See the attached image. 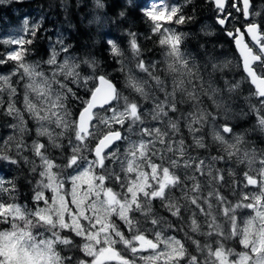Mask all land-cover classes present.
I'll return each mask as SVG.
<instances>
[{
	"label": "snow or ice",
	"instance_id": "snow-or-ice-1",
	"mask_svg": "<svg viewBox=\"0 0 264 264\" xmlns=\"http://www.w3.org/2000/svg\"><path fill=\"white\" fill-rule=\"evenodd\" d=\"M206 2L214 13L206 34L219 31L238 53L240 79L223 87L214 73L232 61L216 63L205 51L198 62L176 27L194 17L165 0L144 13L162 60L146 61L128 31L134 71L125 49L107 41L128 94L94 57H75L63 35L48 38L47 59H34L40 21L25 17L0 39V109L14 121L0 160L22 159L39 177L22 202L15 178L0 172V264H264V149L218 123L230 119L228 101L247 85L241 113L264 133V10L253 0ZM206 128L216 154L201 135Z\"/></svg>",
	"mask_w": 264,
	"mask_h": 264
},
{
	"label": "trees",
	"instance_id": "trees-1",
	"mask_svg": "<svg viewBox=\"0 0 264 264\" xmlns=\"http://www.w3.org/2000/svg\"><path fill=\"white\" fill-rule=\"evenodd\" d=\"M51 1V0H50ZM49 0H14L9 2L8 4L0 3V23L4 29L8 27H15L24 17L30 13V11L42 10L46 14V18L42 22L43 30L48 31L43 34L42 37L37 41L34 45L35 53L34 59L45 58L48 54L49 43L51 35H54L56 30H60L53 28L52 24H56L52 19L58 17L62 22L64 27L63 34L64 39L67 40V44L72 45V53L80 55V50L88 49V52L85 55H89L91 58H95L98 62V71L99 69H104L108 74H110V78L114 79V82L117 86L124 91L123 80L124 76L117 69L120 67L119 64L110 56L109 54V46L107 41L109 39L115 40L118 44L121 45L125 51H128V31H133L137 33L138 43L141 45L143 50V57L150 59L155 54L152 52L155 47L159 50V46L154 43L156 37H152V39H147L150 33V22L147 20L144 15L147 6L150 4L152 0H102L104 7L102 9L103 16L109 19V23L106 27L103 26H86L81 17L87 18V7H78L76 6V0H71V2L67 5H64V1L66 0H56L59 4L51 3ZM87 1V0H84ZM168 5L171 2H175L177 6L184 5L183 11L185 14L193 16L194 19L192 22L176 26L178 31H184L188 33V36L185 40V46L188 51L192 52L194 55L199 54L197 59L200 62V57L203 62V54L207 51L214 58H222L227 52L224 54L222 51H228L229 53H234V46L230 44L228 38L217 31L216 37H209L208 34L210 30L213 29L214 13L211 9V5H209L206 0H192L191 4H185L184 0H168ZM60 4L67 6L71 9V6L75 4L74 8L68 11H61ZM253 4L255 9H259V11L264 10V0H253ZM50 5V7H48ZM261 8V9H260ZM50 10V11H49ZM106 12V14H105ZM123 12L124 16L121 17L120 13ZM63 15V16H62ZM208 24L207 29L202 30L201 26L204 23ZM215 27H219L216 25ZM52 29V32H50ZM192 38V39H190ZM53 38H51L52 41ZM95 40L96 44L89 43L85 44L88 40ZM190 39V45H188V40ZM84 42V43H83ZM91 42V41H90ZM76 51V52H74ZM219 52L221 56H219ZM81 59L80 57H77ZM155 58V57H153ZM83 72L87 71L85 68H81ZM211 71V68H209ZM216 73V74H215ZM214 79L217 78V83L219 86L223 87L221 83L222 80L220 78L227 79V75H223V72H215ZM241 92V91H240ZM238 92L236 95L237 98H242V93ZM226 94V92H224ZM234 95V96H235ZM245 101V100H244ZM244 101L242 99H238L237 102H231V104H240L243 106ZM243 109V108H242ZM251 118L250 114L247 117L242 116V118L238 119L239 121H247ZM10 118L3 115V109H0V124L8 125ZM5 127V126H4ZM247 128V127H246ZM4 132L9 134V130L3 128ZM2 133V132H1ZM259 136V137H258ZM260 133L257 135H249L250 139H257L261 141ZM1 138V135H0ZM1 142V140H0ZM259 149H264V141L260 142ZM29 154V153H28ZM19 159V158H18ZM25 165L20 159L19 166L10 165L6 161L0 160V172L7 178H15V182L17 183L20 191L19 198L20 200L27 201L31 199L32 196V186L35 183L33 178H30L28 171L29 169L24 168ZM29 180L33 181L32 186L29 183ZM163 213V209H159ZM167 215V213H165ZM181 234V233H177Z\"/></svg>",
	"mask_w": 264,
	"mask_h": 264
},
{
	"label": "rangeland",
	"instance_id": "rangeland-1",
	"mask_svg": "<svg viewBox=\"0 0 264 264\" xmlns=\"http://www.w3.org/2000/svg\"><path fill=\"white\" fill-rule=\"evenodd\" d=\"M11 1H14V0H0V3H5V4H8L9 2H11ZM50 1V0H49ZM129 1H131V0H129ZM51 3H56V6H57V4H59L56 0H51L50 1ZM71 2V0H66V1H64V5H67V4H69ZM167 2H169L168 0H165V3L166 4H168ZM174 2V1H173ZM157 3H159V0H152L151 2H150V4L147 6L148 8L146 9V11L147 10H149L152 6H154V5H156ZM76 6H78V7H87V9H86V11H87V18L86 17H81V20L83 21V23L86 25V26H97V27H99V26H103V27H106V25L109 23V19L107 18V17H104L103 16V12H102V9L103 8H100V7H97V5H96V2H95V0H87V1H84V0H76ZM75 4H73L72 6H71V9H73L74 8V6H75ZM63 4H60V9H61V11H63V12H65V11H68V10H71L70 8H68L67 6H64ZM169 6H174L173 4H172V2L169 4ZM48 7H50V5L48 6ZM261 9V8H260ZM255 10H257V11H259V9H255ZM262 10V9H261ZM50 11V10H49ZM105 14H106V12H105ZM107 15V14H106ZM63 16V15H62ZM27 18H29L30 19V22H34V21H40L41 23L43 22V20L46 18V14L42 11V10H35V11H30V13H28V15L26 16ZM25 18V17H24ZM53 21H55L56 22V24H52L51 26H52V29L53 28H55V29H58L59 27L61 28L60 30H56L55 32H54V35H51V38H53L52 39V41L51 42H55V40H56V38H57V36H59V35H63L64 36V34H63V28H66V29H68L67 27H64L63 26V24H62V22L59 20V18L57 17L56 18V20H55V18H53L52 19ZM204 23V22H203ZM209 24V23H208ZM208 24H206V23H204V24H202V26H201V28L203 29V31L205 30V29H207V25ZM20 25H21V23H20V21H19V23L17 24V25H15V27H8V28H6V29H4L3 27H2V24L0 23V39H7L8 38V36L10 35V34H14L16 31H17V29L20 27ZM52 29H51V31L50 32H52ZM46 32H48V31H44L43 30V34H45ZM210 32H211V30H210ZM217 35V32L214 34V35H211V34H208V36L209 37H211V36H216ZM91 41V42H90ZM65 43H68L67 42V40L65 39ZM84 43V42H83ZM89 43H94V44H96V41L95 40H88V41H86L85 42V44H89ZM188 45H190V40H188ZM57 47H59V45H57ZM73 47H71V49H72ZM71 49H70V51H71ZM72 52V51H71ZM74 52H76V51H74ZM80 52V55H81V60L82 59H84V58H91L89 55H85L87 52H88V49H83V50H80L79 51ZM152 52L155 54L153 57H155V58H150V59H147V58H145L146 59V61L147 60H152V61H159V60H162V55H161V49H157L156 47H155V49H153L152 50ZM224 54L227 52V54H225L222 58H214L215 59V62L216 63H224L225 61H229V60H231L232 61V63L228 66V67H225L224 69H223V71H219V72H223V75H227V79H223V78H220L221 80H222V84H223V86H224V81L225 80H229V81H231V80H234V79H240V70L236 67V60L234 59V57L232 56V54L231 53H229L228 51H222ZM89 53V52H88ZM75 57H80V55H77V54H75V53H72ZM63 55H65V54H62V56ZM126 55H127V57H128V60L126 61V63H128L129 64V66H131L132 68H133V70L135 71V69H134V61L132 60V58H131V53H130V51L128 50V51H126ZM233 55H237L236 53L235 54H233ZM47 56H48V54H47ZM47 56L44 58V59H47ZM212 56V55H211ZM213 57V56H212ZM200 62L202 61V59H201V57H200V60H199ZM202 63V62H201ZM44 67L45 68H47V66L46 65H44ZM85 68L87 71H85L84 73L85 74H88V73H90L91 72V69H89L88 67H87V65H84V64H82L81 65V68ZM216 74V73H215ZM216 80H217V78H215ZM74 87V86H73ZM247 85H242V90H241V92H240V94L242 93V98H237L236 97V95L235 96H233L231 99H229V104H230V106H231V109H232V111L231 112H229L228 113V115H229V117H230V119L229 120H227V121H225L224 120V118H223V116H221L220 117V119L218 120V123H230V124H232L233 125V127H234V130L236 131V132H238V133H244L245 134V138H246V140H248L249 141V144H248V146H249V148H256L258 151L260 150L259 149V146L258 145H260V142H262V141H264V133H261L259 130H256V129H254L253 128V125L255 124V117L253 116V115H251L250 114V116H251V118L249 119V120H247V121H239L238 119H240V118H242V113H241V109L243 108V110L244 111H247V103H246V101H244L245 99H244V97H246L247 95H248V92H247ZM124 90V93L125 94H128V90L127 89H123ZM226 92V91H225ZM224 95V97L227 99L228 98V93L226 92V94L224 93L223 94ZM5 99H7V97H5ZM137 99H139V98H137ZM206 99V98H205ZM238 99H242L243 101H244V104H243V106H241L240 104H231V102H237V100ZM254 102V101H253ZM210 101H207L206 100V106H209L210 105ZM18 106H20V104L18 103ZM146 107H148L149 105H145ZM8 116H6V118H7ZM10 118V117H9ZM11 123H14V121L10 118V121H9V124H11ZM8 124V125H9ZM5 126V127H4ZM29 126L32 128V132L30 133V134H28V135H25V137H24V139H25V142L26 143H31V140L33 139V138H35V132H34V125L31 123V122H29ZM247 127V128H246ZM3 128H6V129H8L9 130V134H7L6 132H4V130H3ZM2 132V133H1ZM209 132H210V129L209 128H206L202 133H201V135H204L205 136V142L206 143H208L209 145H211V150H212V154H216V152H215V145L212 143V140H211V136H210V134H209ZM258 133H260V135H262L261 136V141H259V140H257V139H250V137H249V135H257ZM14 134V129H12L11 127H8L7 125H1L0 124V135H1V138H0V140H1V142L4 140V139H6L9 135H13ZM185 137L187 138V132H186V130H185ZM259 137V136H258ZM189 143H191V141L189 140ZM52 151V153H53V155H56L57 153L55 152V150H51ZM194 151H196V152H203L204 150H199V149H196V150H194ZM29 153V154H28ZM12 156H13V158H19V157H16V155H15V150L13 149V151L10 153ZM23 155H25V156H28L29 157V159H34V157H32V155H31V152L30 151H26V152H24L23 153ZM20 159V158H19ZM21 161L23 162V164H24V161L21 159ZM25 165V164H24ZM24 168H26V169H29V166L28 165H25V167ZM242 168H243V166H239V167H237V172H240L241 170H242ZM28 174H29V176H30V178H33L34 180H35V178L36 179H38L39 177L38 176H36L35 174H32V173H30V171H28ZM4 176V175H3ZM5 177V176H4ZM32 183H34L33 181H32ZM32 183L30 184V186H32ZM33 187V186H32ZM233 199H235L234 197H233ZM160 211V210H159ZM247 212H248V210H243L242 212H241V215H245V214H247ZM160 213L162 214V215H166L165 213H163L162 211H160ZM171 219V218H170ZM201 220H203V218H201ZM183 234V233H182ZM176 235L177 236H183V235H181V234H177L176 233ZM232 243L233 245H234V242L233 241H225V244L227 245L228 243ZM236 247H237V250H240L239 249V246L238 245H236Z\"/></svg>",
	"mask_w": 264,
	"mask_h": 264
},
{
	"label": "flooded vegetation",
	"instance_id": "flooded-vegetation-1",
	"mask_svg": "<svg viewBox=\"0 0 264 264\" xmlns=\"http://www.w3.org/2000/svg\"><path fill=\"white\" fill-rule=\"evenodd\" d=\"M212 31V30H211ZM218 34V33H217ZM217 36V35H216ZM216 36H211V37H216ZM190 39H192V38H190ZM189 39V40H190ZM219 56H221V53L219 52ZM181 235H183L182 233H181ZM180 237H182V236H180ZM198 239H201V240H203V237H197ZM227 246H229V247H232L233 246V244L230 242V243H228L227 244ZM189 248H190V250H192V246L190 245V243H189Z\"/></svg>",
	"mask_w": 264,
	"mask_h": 264
},
{
	"label": "bare ground",
	"instance_id": "bare-ground-1",
	"mask_svg": "<svg viewBox=\"0 0 264 264\" xmlns=\"http://www.w3.org/2000/svg\"><path fill=\"white\" fill-rule=\"evenodd\" d=\"M238 55V53H236Z\"/></svg>",
	"mask_w": 264,
	"mask_h": 264
}]
</instances>
